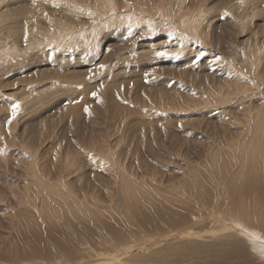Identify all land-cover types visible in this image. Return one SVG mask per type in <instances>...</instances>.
I'll return each instance as SVG.
<instances>
[{
    "label": "rangeland",
    "instance_id": "obj_1",
    "mask_svg": "<svg viewBox=\"0 0 264 264\" xmlns=\"http://www.w3.org/2000/svg\"><path fill=\"white\" fill-rule=\"evenodd\" d=\"M37 1L46 2L63 17L54 18L48 22L49 25L43 14L38 19L33 18L31 22L36 32H29L18 43L11 40L14 44L8 43L6 47L23 49L24 53L18 57L0 59V77L15 69L7 76L3 75L2 78L8 83L13 82L10 77L19 80L21 73L27 74L32 69L40 74L37 80L42 79L41 82L32 80L29 74L28 87H23L19 81L15 86L0 84V120L10 119L6 122L3 120L4 126L0 128V264H262L261 252H257L252 243L259 246L264 233L245 224V216L231 208L235 206L233 201L237 200V196L225 198V194L220 193L223 186L219 181L221 178L216 176L224 164L231 163L230 157L235 147L225 143L217 154H212L209 144L213 141V134L221 131V123L230 124L236 119L240 123L231 124L229 129H242L247 119L244 108L249 105L258 107L264 102V0H167L174 8L173 16H163L150 4L140 0H103L105 4L101 0L99 3L84 0L88 2L90 11L74 20L73 29L67 26V19H73L66 5L67 0H0V33L12 34L23 27L24 19L14 20L25 18L27 11H32ZM122 1L126 2L127 8ZM92 3L96 5L92 7ZM187 6H191L189 11L184 10L188 9ZM93 8L95 11L92 15ZM76 10L83 12L87 8L76 7ZM183 12L187 14L182 15ZM14 13L16 16L13 18ZM90 13L91 18H87ZM85 20L88 23L82 25ZM4 25H13L14 28L6 30L2 28ZM60 26L62 30H57ZM90 27L93 32H86ZM68 32H79L73 44L57 41L59 36L66 38L64 34L68 35ZM89 33L92 35L91 41H94L90 49L92 52L82 44L84 37H90ZM35 36H39L36 37L38 41L43 39L47 44L32 46L29 38ZM95 41H98V45ZM95 45L98 46L96 50ZM107 45L112 49L110 55H113L102 61ZM249 66L253 67V72H248ZM96 67L100 69L96 70ZM58 68H61L60 72ZM90 68L99 72L90 80L92 86L103 79L119 82L115 105L107 96L104 105L109 116L112 115L116 121L124 119L117 121V124L123 123L125 136V143L118 147V152L127 153L128 159H124L123 167L131 174L135 172L137 182L147 187L148 196L128 199L124 195L108 200L107 196L101 195L95 213L100 211L105 216L114 214L109 222L111 224L103 228L93 227V222L89 223L88 228L83 224L84 228H78L71 226L70 221H59V216L53 215L51 219L39 217L38 225L25 235L24 229L29 225L23 220V212L30 206L24 203L22 195L39 199L41 194L29 192L30 188L38 185L31 178L33 174L29 173H45L48 178V172H53L51 168L57 165L55 163L63 154L68 151V155L74 156L78 148L81 150L86 146L87 139L84 138L88 134L96 137L116 130L113 119L105 120L110 126L103 129L84 114L73 117L74 126L70 127V118L63 108L67 97L57 92L46 100L51 90L44 88L49 86L44 85L45 82L57 84L61 78L55 76L61 77L62 71H72L74 74V71L79 73ZM48 69L55 70L57 74H48L44 80L43 75ZM134 80L136 83L133 84ZM142 82L144 86L141 87ZM36 85L46 90L43 92L45 96H39L37 100L27 96L18 104L13 116L14 102L9 104L12 101L9 99H21L28 89L29 95L30 89ZM13 87L17 91L15 94ZM134 92L138 93L135 103L130 98ZM88 93L90 99L85 102L96 103L94 90ZM74 95L77 96L78 92ZM219 98L224 100L222 104L216 102ZM236 98L238 100L232 102ZM132 106L142 111L144 116H138L142 128L136 131L130 120L133 114H128L133 111ZM46 128H50V131ZM41 130L43 136L35 137ZM26 134L32 137H23ZM203 134L205 143L201 147L197 145L199 140L196 136ZM115 135L119 136L118 133ZM112 141H115L114 136L108 144ZM109 151L113 152L112 149ZM25 157L32 160L35 167H27L25 163H31ZM79 158L84 160V155ZM25 166L29 171L24 172ZM89 168L85 171H89ZM23 173L27 174L25 177L28 176V180L22 176ZM213 193H217V197L222 196L217 198ZM122 198L125 202H122ZM46 201L47 198H43V205L48 204ZM130 203L135 205L134 208ZM138 204H146L145 209L141 210ZM231 215L238 219L233 222V228L227 222ZM90 216L93 214L82 217H86L87 221L91 219ZM20 223L25 226L20 228ZM225 226H230L231 231L223 232ZM232 230L235 237L229 234ZM128 241H131V246H128ZM140 243L141 246L145 245L141 247ZM239 247L245 252L241 254ZM136 253L140 256L149 254L148 258L143 255V260ZM163 253L167 254V258L161 261L157 257ZM149 256L152 257L149 259ZM227 257L230 258L227 260Z\"/></svg>",
    "mask_w": 264,
    "mask_h": 264
},
{
    "label": "bare ground",
    "instance_id": "obj_2",
    "mask_svg": "<svg viewBox=\"0 0 264 264\" xmlns=\"http://www.w3.org/2000/svg\"><path fill=\"white\" fill-rule=\"evenodd\" d=\"M67 1L68 2H67L66 5H67V7L70 10L69 12H71V15H70L71 18H73V19H70V20L67 19L68 20L67 21V26L68 27H72V29H73L74 28V20H76L78 18H81V16L83 14H88V12L90 11L88 8H90V6L88 5V2H84V0H67ZM99 1L100 0H96L95 3H99ZM101 1L103 3V0H101ZM140 1L143 2V3L150 4L153 7V10L158 11L163 16H168V15L173 16L174 8L172 7L171 1H167V0H140ZM26 2H29V0H26ZM105 2L103 4H105ZM102 3H101V5H102ZM236 3H237V1L234 3V5ZM95 5L96 4H93V3L91 4L92 7H94ZM122 5L125 6V8H127L126 7L127 4H126L125 1H122ZM25 6H26V3H25ZM76 7H85V8H87V10H84L83 12H81L80 10H76ZM187 7H188V9L184 8L185 11H189V8L191 6H187ZM179 8H181V7H178L177 9H179ZM93 11H95L94 8L92 9V15H93ZM98 13H99V11H98ZM42 14L45 16V18L47 20V24H48V22L50 23V21L53 20L56 17H58V18L63 17L62 13L61 14L57 13L55 10L51 9V7H49L46 4V2L39 3L37 1V3L35 4L33 10L32 11L31 10L27 11V15H26L25 18L22 17V18H18V19L14 20V21H21V20L24 19V23L25 24H24V26L22 25L23 27L16 29L12 34H10L9 32H6V33H2L1 32L0 33V59H8V58L18 57V56H21L24 53L25 50H23V49L18 50L16 48H13V46L9 47V48H6V47H7L8 43L12 44L10 42L11 40H14V42L18 43L19 40L22 37L25 38L28 35L29 32H30V34H32L31 31L32 32H36V29L33 26L31 20L33 18L38 19ZM176 14H178V12H176ZM183 14H187V13L183 12L182 15ZM3 16L5 17V19H7L6 15L3 14ZM14 16H16L15 13L13 15V18H14ZM87 18H91V13H90V15L87 16ZM5 19H1V20H5ZM56 23H55V25H56ZM87 23H88V21L85 20V22H83L82 25H85ZM2 28L6 29V30H9V29H13L14 26L13 25H4ZM33 29H35V30H33ZM56 29L57 30H62L61 26L56 28ZM87 30H86V32H93L91 27H90V29H87ZM49 33H51V32H49ZM78 33L79 32L70 34L68 32L69 36L67 34H64V37H66V38H60V36H59L57 41L64 40V43L66 42L65 44H67V43L69 45H70V43L73 44V41L75 40L76 35ZM89 35H90V37H84V40L82 41L83 46H87L88 47L86 50L92 49L93 44H94V41L93 42L91 41L92 35L90 33H89ZM77 36H79V35H77ZM36 37H39V36H35V37L29 38L30 40H32V43H31L32 46H40L42 43H46L47 44V42H45L43 39H40L38 41L39 38H36ZM25 41L26 40H24L23 42H25ZM95 42H96V44L98 43V41H95ZM123 43H122V45H123ZM97 45H95L96 47L94 46L95 50L98 47ZM255 49H256V46H255ZM110 53H112V49H111V47L109 45H107V47L105 49V52H104V55H103V58H102L104 60H102V61H105L108 57H111L113 55V54L110 55ZM113 53L115 54L116 52H113ZM98 68L99 67H96V70H98ZM247 69H248L249 73L253 72V67L252 66H249ZM256 69H258V67ZM14 70L15 69H11V70H9V72H12ZM58 70L60 72L61 68H58ZM96 70L90 68L88 70L79 71V73H76L74 71V74H72V71H68L69 73L67 71H62L61 74L63 76L62 75H61V77L60 76H55V77L61 78L60 83H57V84H55V83L53 84L52 82H51V84H49L47 82L44 83V85H47V84L49 85L48 87H44V88L47 91L51 90L48 93V97L49 98L46 97V100L52 98L51 96L54 95L57 92H61L60 96H66L67 97L66 98L67 102H65L63 104V108L65 110L64 113H66V115H68V117L70 118V120L68 122L70 127L74 126V123L72 121L73 117H75V116L80 117L81 115L84 114L83 116H90L92 118V120H93V123L96 124L99 128L102 127L103 129H105L106 127L110 126L108 123H106V121H109L110 119H113L114 121L112 123L115 126L116 130L113 133L107 132L105 135H102V136H96V137L93 136L94 139H93L92 136H90L91 133H90V135L88 134L86 136L87 138L86 137L84 138V139H87V140H85L86 146L83 147L81 150H79V148H78L77 151H76V155H74V156L68 155V153H67L68 151L66 152V154H63L62 157L55 163L57 165L53 166V168H51V170H53V172H51L49 170L50 172H48V178H46L45 173H36V174L35 173H29V174H33V177H31V178L35 181V183L38 184L37 187L30 188L29 192H41V194H40V198H39L40 199V203H39V199L33 198L31 195H28V194H23L22 195V197L24 199V203L28 204L30 206L23 212V218H24L23 220H24V222L26 224L29 225V226H27L28 228L24 229L25 235H28V232H30V230L34 229L33 228L34 226L38 225L39 217L41 219L43 217L45 219H51V217L53 215H58L59 216V218H58L59 221L60 220H65V222L70 221L71 226H75V227H78V228H84V227H82V224L87 226L86 228H88L89 225H90L89 223L92 224V222H93V224H95V225H93V227L94 226H100V227L104 226L105 227V225L108 226V225L111 224L109 222L111 221V219L114 218V214L105 216V215H101L100 211L95 213V210L99 206V201L98 200L100 199L101 195L107 196L108 200L111 199L112 197L114 199L115 198H121L124 195L126 197H128V199H129V197H131L132 199H138V198H143V197L148 196V194L146 193V188L147 187L145 188L143 186V184L141 185L142 182L141 183L137 182L138 181L137 180L138 176L134 177L135 176L134 175L135 172L133 174H131V171L128 172L123 167V161H124V159H126L127 153L125 154V153H119L118 152V150H119L118 147L125 143V136L123 134L124 131L122 130L123 129V123L121 122V125H120V124H117V121L118 120L122 121L124 119H117V121H116L112 117V115L109 116L108 110L106 109V106L104 105V103L106 101V96H107L108 100L109 101L111 100V103L113 105H115V102H116L115 99H116V96H117V94H116V86L118 85L119 82H116V81H110L109 82L108 79H103L97 85H94V86L90 85L89 84L90 80L95 78L97 76V74L99 73ZM151 70H152V68H151ZM54 71H53V69L52 70L48 69L45 72V74L43 75L45 77L44 80L46 79V76L48 74H51V75L57 74ZM9 72H6V73L1 75L0 84H5L6 86H15V84L19 81L20 84L23 87H28L29 74L32 75V80H37V78L38 79L40 78V76H39L40 74H38L36 72V70L32 69L27 74L21 73V78L19 80H16L14 77L13 78L10 77V79H12L13 82L8 83L7 80L5 81L2 77H3V75L7 76ZM170 74H173V72H171ZM99 75L101 76V74H99ZM55 77H53V78H55ZM154 77H155V75L153 73L152 74V78H154ZM257 78H262V77L258 76ZM135 80L137 82V79H135ZM135 80H134L133 84L136 83ZM37 81L41 82L42 79L41 80H37ZM55 81H57V79ZM118 81H119V79H118ZM59 84H61V85H59ZM75 84H81V85H75ZM241 84H243V83H241ZM129 85H131L130 82H129ZM73 86H75V87H73ZM142 86H144L143 82L141 83V87ZM189 86H191V85H189ZM44 88L41 87V86L38 87L36 85V87H33V88L30 89L31 91H30L29 95H28V93H29V89H28V93L27 94H23L21 99H19V100L18 99H14V98L9 99V101L12 100V101L9 102V104L10 103L12 104V102H14V105H18L23 100H25V98H27V96L32 98V99L37 100L38 99L37 97L45 96L44 94H46V93L43 94V92L46 91ZM191 88H192V86H191ZM233 88H234V86H233ZM91 89L94 90V98H96V100H97L96 103L85 102V100L90 99V97L88 96V94H89L88 92ZM205 89H207V88H205ZM12 90H14V91H12L13 94L17 93V91L14 89V87H13ZM195 90H193V92ZM234 90H237V89H234ZM96 91H98V93H96ZM70 92H72V93H70ZM75 92H78L77 96L74 95ZM144 92H147V91L144 90ZM8 93H10V91H8ZM173 94H175V93H173ZM214 94L215 93H213V95ZM234 95H235V93H234ZM137 96H138L137 92H134V94H132V96H130V98H133L132 101H134V103H135V100H136ZM143 96L144 95H142V97ZM168 96L169 95H167V97ZM177 99H176V103H177ZM226 99H228V98H226ZM237 100L238 99L236 98L232 102H235ZM187 101H189V100H187ZM167 102H168V100H167ZM216 102L222 104L224 102V100L219 98V99H216ZM134 103H133V105H134ZM160 103L161 102H159V104ZM164 103H166V102H164ZM173 103H175V102H173ZM29 104L34 105L35 102H29ZM164 105H162V106H164ZM194 105H196V104H194ZM116 106L118 107L119 104L116 105ZM103 107L105 109L104 111H103ZM141 107L142 106H140V109H141ZM131 108H133V106ZM146 109L148 111V107ZM149 109H150V107H149ZM244 111L245 112H243V113L247 114V119L244 121V126L242 127V129H239V130H236V129L231 130V129H229L231 124H233V123L239 124L240 123L239 120L235 119L234 121H231L230 124H225L227 122L223 121L224 123H221V127H222L221 131H217L215 133L213 132L214 133L213 134L214 138H213V141L211 142V144H209V146H211V153L212 154L213 153L217 154L220 146L225 145V143L226 144H230L231 146L235 147V148H233V151H235V152H234V154L232 153L233 155L230 157L231 158V163L224 164L223 167H222V170L220 172L216 173L217 174L216 176L218 178H221L219 181H221V183H223V186H221L220 193L222 192V195L225 194L224 195L225 198H226V196L229 197V198L230 197L233 198V197L237 196L236 199L238 201L234 200L233 203H234L235 206H231V208L233 207L232 209L235 212H239L240 214L245 216V221H244L245 224H247L248 226H250V227H252L254 229L259 230L261 233H264V102L261 105H259L258 107L254 106V105H249L248 107L244 108ZM57 112H58V110H57ZM149 112H151V111H149ZM156 112H158V111H156ZM128 114L129 115L131 114V116L133 114V117L130 119V120L133 121L132 122V127L135 125V128H133V129H135V131L141 129L142 128V121L140 120V118L138 116L141 115V114L143 116L142 111H140L139 109H134L133 108V111H129ZM33 116L35 117V115H33ZM3 120H5V122L6 121H10L9 118H5ZM3 120L2 121L0 120V128H2L4 126ZM138 126H139V128H137ZM25 127L23 128V130H25ZM192 127L194 129L196 128L194 126H192ZM163 128H164V126H163ZM46 129H47V131H50L49 130L50 128H46ZM213 131H214V129H213ZM115 133H118L119 136L115 135ZM142 133L140 135H142ZM110 134H113V135H110ZM26 136H31L32 137V135H30V134H26L23 137H26ZM42 136H43V131L40 132L39 135L37 134V136H35V137H42ZM113 136H114V140L115 141L114 142L112 141V143H110V145H109L108 141H110V138L113 137ZM115 136H117V137H115ZM189 138H191V137H189ZM196 139L199 140V142H197V145L202 147L204 145V143H205L204 142V140H205L204 139V134L203 135H197ZM193 141H194V139H193ZM207 145H208V142H207ZM110 149H112L113 152H110L109 151ZM69 151H70V149H69ZM83 155H84V160L79 158V157H83ZM53 158H56V157H53ZM214 158H215V156L213 157V159ZM24 159L28 160L29 158L25 157ZM127 159H128V157H127ZM136 160H137V158H136ZM28 161L32 165L31 164L28 165V163H25V165L27 164V167H29V168L35 167V163L32 160H28ZM134 162H136L135 164H137V161H134ZM141 162H142V160H141ZM141 162H140V165H141ZM136 166H138V165H136ZM228 166H231L229 168V170H227ZM86 168H89L90 170L89 171H85ZM138 168L139 167H137V169ZM143 169H144V167H143ZM146 169H147V167H146ZM26 170H28V169L25 166L24 172ZM52 174L54 175V178L52 177ZM26 175L27 174L23 173L22 176L25 177ZM25 179L28 180L29 177L27 176V177H25ZM218 185L220 186V184H218ZM151 186H152V184H151ZM43 194H44V196H43ZM213 194H215V193H213ZM213 197H214V195H213ZM216 197H217V195H216ZM216 197H215V199H216ZM220 197H217V198H220ZM224 197H222L223 200H226V199H224ZM43 198H47V201L45 203H48V204L43 205V203H44L43 202ZM111 200H113V199H111ZM123 200H122V202H125V200L124 201ZM217 200H216V202H217ZM231 200H233V199H231ZM130 202H134V200L130 201ZM122 204H124V203H122ZM140 204H138L139 207L141 206ZM145 205L141 206L142 209L141 208L140 209L141 210L145 209ZM12 206H13V204H12ZM131 206L134 208L135 205L131 204ZM23 207H24V205H23ZM147 208L151 209L152 207L147 206ZM83 209L85 211H83ZM153 210L154 209H151V211H153ZM62 212L64 213L63 216H62V214H63ZM115 212L116 211H114L113 213H115ZM214 212H215V210H214ZM89 214H93V216H90L91 219L88 218L89 220L85 221L86 217H82V216L83 215L86 216V215H89ZM137 215H138V213H137ZM227 215H225V216H227ZM202 216H203V214H202ZM204 216H205V214H204ZM240 217H241V215H240ZM234 221H238V219L234 215H231V217L227 218V222L232 225L231 228L234 227V224H233ZM112 222H114V221L112 220ZM22 226H25V225L23 223H20L19 227L23 228ZM59 226H60V224H59ZM195 227L197 228V226H195ZM229 227L230 226H228V227L225 226L224 230L222 229L223 232L224 231L226 232L227 230H229L230 229ZM229 231H231V229ZM229 234H231L232 236L235 237V232L234 231L233 232H229ZM199 236H200V234H199ZM225 236H227V234H225ZM251 239L253 240L252 236H251ZM133 241H135V240H133ZM133 241H132V243H133ZM128 242H127V244H128ZM130 242H129L128 246H131ZM139 245L141 246V243ZM143 245H145V244H143ZM252 247H254L257 252H261V258L263 259L262 260V264H264V234L261 235L260 245L257 246L254 243H252ZM239 248H240L241 254L243 252H245V250L242 247H239ZM131 249H132V247H131ZM138 249H140V247ZM128 253H130V252H128ZM161 253H162V251H161ZM166 253L165 254L163 253L164 255H160L159 254L160 256L157 257V258L161 259V261H164V259L167 258V254ZM137 254H139V253H136V255ZM128 255H132V254H128ZM143 255H145V253ZM143 255L142 256L137 255V256L140 257L141 259H143V258H145L147 256V255H145V257H143ZM151 257L152 256H149V259ZM131 258H133V257L131 256ZM146 258H148V256ZM228 258H230V257H227V260H228ZM102 260L107 262L106 258H103ZM145 261H146V259H145ZM152 263H154V262H152ZM100 264H102V263H100ZM113 264H114V262H113ZM164 264H166V263H164Z\"/></svg>",
    "mask_w": 264,
    "mask_h": 264
},
{
    "label": "snow or ice",
    "instance_id": "obj_3",
    "mask_svg": "<svg viewBox=\"0 0 264 264\" xmlns=\"http://www.w3.org/2000/svg\"><path fill=\"white\" fill-rule=\"evenodd\" d=\"M225 15H227V13H225ZM17 107H18V105H14L13 106V116L15 115V110H16Z\"/></svg>",
    "mask_w": 264,
    "mask_h": 264
}]
</instances>
